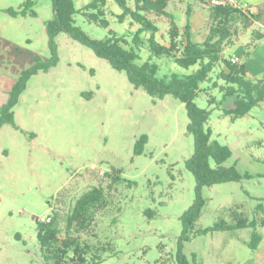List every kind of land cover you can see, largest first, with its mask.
Masks as SVG:
<instances>
[{
    "label": "rangeland",
    "instance_id": "rangeland-1",
    "mask_svg": "<svg viewBox=\"0 0 264 264\" xmlns=\"http://www.w3.org/2000/svg\"><path fill=\"white\" fill-rule=\"evenodd\" d=\"M90 1L75 0L76 7ZM10 2L0 1V105L8 95L2 87L9 88L36 55L50 59L46 22L54 16L52 0H35L37 15L18 17L5 11ZM129 4L134 6V0ZM107 7L108 28L80 13L76 23L97 39L105 38L110 29L124 34L138 28L130 17L118 21L122 9L114 0H108ZM245 8L259 20L246 30L239 27L223 56L238 58L249 76L258 79L264 75V38L256 40L254 32L264 33V0H246ZM167 11L169 15L146 12L159 27L160 42L169 43L173 21L185 40L188 19L193 40L206 39L212 22L206 0H170ZM148 35H143L146 43L139 63L152 56ZM57 42L58 64L33 75L15 107L20 129L11 124L0 129V264H45L37 228L49 215L60 228V238L79 237L97 248L107 246L98 253V264H177L181 216L194 202L197 186L187 168L195 141L187 131L185 104L172 95L159 99L135 87L126 72L114 69L65 32ZM152 60L161 78L197 68L182 67L168 56ZM219 70L217 66L211 74L212 81L218 80ZM212 81L202 84L196 102L210 111L212 140L232 149L227 164L236 165L244 177L202 188L206 203L184 253L191 264H264V225L201 231L220 221L234 223L241 214L258 222L264 218V101L232 120L224 110L235 107V97H224L219 87H211ZM142 134L149 139L144 153L136 155ZM93 187L105 192V200L92 208L93 219L84 228L78 221L69 224L76 201ZM255 231L262 240L253 249ZM59 264H70V257Z\"/></svg>",
    "mask_w": 264,
    "mask_h": 264
},
{
    "label": "trees",
    "instance_id": "trees-1",
    "mask_svg": "<svg viewBox=\"0 0 264 264\" xmlns=\"http://www.w3.org/2000/svg\"><path fill=\"white\" fill-rule=\"evenodd\" d=\"M114 1L122 9V12L116 15L118 21L123 23L126 17H130L131 23L138 24V28L124 34H118L110 29L105 38L97 39L76 23V14L80 13L88 21L108 28L111 24L108 18V0H91L81 9L76 7L75 0H52L54 16L46 22L50 59L45 61L40 55H36L35 62L17 77L8 99L0 105V129L4 124H11L20 129L15 120V107L20 102L30 78L58 64L60 58L57 36L62 32L91 48L98 57L106 59L114 69L126 72L128 80L135 87H142L155 98L163 99L166 95H172L183 102L189 118L187 131L193 134L195 141L194 154L187 161V168L193 173L197 186L194 202L181 216L183 231L178 241L177 264H191L189 257L184 253V244L190 240L189 232L206 203L201 194L202 188L227 181H239L244 177L236 165L227 164L228 159L233 155L230 146L212 140V131L207 126L210 111L200 107L196 98L203 91L202 84L212 81L211 74L219 66L220 70L216 73L218 80H213L211 87H219L224 97H235V107L224 110L226 115H231L232 120L246 115L264 101V75L253 79L249 76L245 63H235L223 56L226 47L238 36L239 27L245 30L252 27L255 21L259 20V16L248 9L212 5L206 0L212 21L206 39L203 42L193 40L188 19L183 29L185 40L180 39L181 30L173 21L169 29V43L165 44L157 39L156 33L159 27L146 12L154 11L160 15H169L167 7L170 0H134V6L129 4V0ZM35 3V0H25L22 6L8 7L5 11L13 17L36 16ZM187 15H190V9ZM145 33H149L146 40L152 56H168L182 67L190 68L197 65V68L184 75L173 73L162 78L158 77L159 65L152 60V56L141 63L138 62L141 58V47L146 43L143 38ZM254 35L256 40L264 38L263 32H254ZM220 80H223L224 84H220ZM210 101L213 103L215 98H211ZM148 139L147 134H142L137 139L136 155L144 153ZM245 176L249 177L248 174ZM104 200L105 192L101 187H93L86 191L76 201L68 219L69 224L78 221L80 227L84 228L88 221L93 219L92 208ZM258 225H264V218L258 222L256 219L249 220L241 214L236 217L234 223L220 221L213 227L201 231L233 230L244 227L256 229ZM37 230V239L45 264H51L53 260L59 264L65 256L70 257V264H98L101 262L98 253L108 249L104 245H98V248L92 246L85 240L81 241L79 237L60 238V228L52 218L49 222L39 220ZM261 240V234L255 231L250 242L251 247L256 249Z\"/></svg>",
    "mask_w": 264,
    "mask_h": 264
},
{
    "label": "built area",
    "instance_id": "built-area-1",
    "mask_svg": "<svg viewBox=\"0 0 264 264\" xmlns=\"http://www.w3.org/2000/svg\"><path fill=\"white\" fill-rule=\"evenodd\" d=\"M209 4L212 5H220V6H226V7H236V8H245V1L246 0H207ZM232 62H237L238 58H231ZM42 222H49L51 221V216H46L41 218Z\"/></svg>",
    "mask_w": 264,
    "mask_h": 264
},
{
    "label": "crops",
    "instance_id": "crops-1",
    "mask_svg": "<svg viewBox=\"0 0 264 264\" xmlns=\"http://www.w3.org/2000/svg\"><path fill=\"white\" fill-rule=\"evenodd\" d=\"M3 4H7L6 2L7 1H11L9 4L10 5H4V6H8V7H12V6H18V4H20L21 2H22V0H19V1H16V0H0ZM15 2V3H14ZM24 2V1H23ZM7 7V8H8ZM249 70V69H248ZM249 74H251V72H250V70H249ZM16 81V80H15ZM15 81L10 85V87L8 88L7 86H8V84H6V89H5V87H2L5 91H8V95H7V99H8V96H9V92H10V90H11V88H12V86H13V84L15 83ZM6 99V100H7ZM5 100V101H6ZM5 101H3L2 103H4Z\"/></svg>",
    "mask_w": 264,
    "mask_h": 264
}]
</instances>
